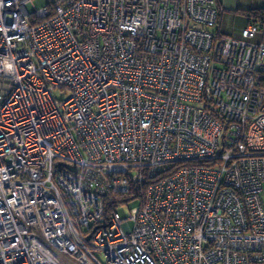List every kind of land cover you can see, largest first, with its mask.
Here are the masks:
<instances>
[{
	"label": "built area",
	"instance_id": "2783aa9c",
	"mask_svg": "<svg viewBox=\"0 0 264 264\" xmlns=\"http://www.w3.org/2000/svg\"><path fill=\"white\" fill-rule=\"evenodd\" d=\"M221 12L0 0V264H264V41Z\"/></svg>",
	"mask_w": 264,
	"mask_h": 264
},
{
	"label": "crops",
	"instance_id": "0c3cea01",
	"mask_svg": "<svg viewBox=\"0 0 264 264\" xmlns=\"http://www.w3.org/2000/svg\"><path fill=\"white\" fill-rule=\"evenodd\" d=\"M219 4L222 7L220 26L222 30L228 34H233L235 37L240 36L241 31L236 29L232 32L231 23L240 21V27H246L250 23V17L242 13L238 9L245 8H260L264 7V0H219ZM231 31V32H230ZM264 39V29L260 31L253 39L255 41Z\"/></svg>",
	"mask_w": 264,
	"mask_h": 264
},
{
	"label": "trees",
	"instance_id": "16d2710c",
	"mask_svg": "<svg viewBox=\"0 0 264 264\" xmlns=\"http://www.w3.org/2000/svg\"><path fill=\"white\" fill-rule=\"evenodd\" d=\"M56 1L57 0H48V4L46 5V7H50L52 9H55V7H56ZM215 3H216L217 6L220 7V9L222 11V7L219 4V0H215ZM238 10H240L242 13H244L247 16L250 17V23L249 24H251V23L257 24L258 27H259V29H260V31H262L264 29V7H260V8H257V7L256 8L255 7L254 8H245V9H238ZM34 17H35V15L31 16V20L33 22L36 21V19ZM249 24H247L246 26H248ZM207 28L208 29H211L212 31H215L216 30V27H214V28L213 27H207ZM219 28H220V32L221 33L235 37L233 34H228V33L224 32L222 30L221 26ZM244 28L245 27H243V29ZM243 29H241V34L237 38H243V34H242ZM255 37L249 38V40L254 41V42L264 41V39L255 41V40H253ZM127 196H129V197H127ZM125 197H127V198H125ZM110 198L114 200V203L115 204H116L117 201H127L128 202L131 199L130 195H114V194H111L110 195ZM110 209H111V207H110Z\"/></svg>",
	"mask_w": 264,
	"mask_h": 264
},
{
	"label": "rangeland",
	"instance_id": "374dc122",
	"mask_svg": "<svg viewBox=\"0 0 264 264\" xmlns=\"http://www.w3.org/2000/svg\"><path fill=\"white\" fill-rule=\"evenodd\" d=\"M33 2L36 9H41L48 4V0H33ZM231 29L232 32H235L236 29H239L241 31L242 27H240V21L239 20L235 21L233 25L231 23ZM69 93H70L69 89H65V88L64 89L56 88L54 90V94L60 98L69 96ZM139 204H140L139 199H131L127 204L119 207V211L123 217H127L130 214V210L138 206ZM96 254L99 257V259H101L102 262L107 263L104 252L97 251Z\"/></svg>",
	"mask_w": 264,
	"mask_h": 264
}]
</instances>
